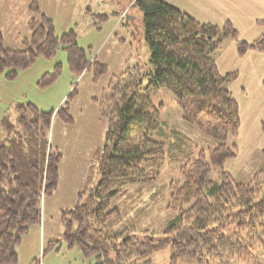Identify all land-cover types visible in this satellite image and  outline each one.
Wrapping results in <instances>:
<instances>
[{
  "label": "trees",
  "instance_id": "trees-1",
  "mask_svg": "<svg viewBox=\"0 0 264 264\" xmlns=\"http://www.w3.org/2000/svg\"><path fill=\"white\" fill-rule=\"evenodd\" d=\"M132 1L143 13L152 69L137 65L111 80L100 102L109 122L107 143L97 158L101 179L85 201L63 211L62 240L85 258H95L96 264H147L166 248L169 264H264V171L241 184L224 170L239 154L238 145L230 141L240 134L241 110L228 89L239 74H222L213 57L228 40L236 42L240 57L250 51L264 53V33L244 41L231 22L202 23L162 0ZM32 8L38 9L36 0ZM258 25L264 26V20ZM29 26L32 34L23 51L5 47L0 33V72L8 70L7 78H16L39 57L52 58L60 46L75 75L92 68L98 78L107 72L105 65L87 58L73 30L58 37L53 20L44 14ZM55 78L44 77L42 86ZM158 89L172 92L183 120L218 140V147L189 151L185 147L190 141L177 131L172 132L177 152L155 140L153 133L167 131L164 105L150 99V92ZM70 98L57 111L43 112L31 103L20 106L17 124H2L0 264L18 262L23 236L41 224L43 199L57 189L62 156L50 146L49 131L54 116L74 122ZM168 161L176 165L177 174L152 196L157 205L163 192L169 195L165 209L171 217L164 237L157 240L140 230L149 210H132L126 204L156 187ZM215 168L222 170L220 182L211 178ZM59 244L50 243L44 253Z\"/></svg>",
  "mask_w": 264,
  "mask_h": 264
},
{
  "label": "rangeland",
  "instance_id": "rangeland-1",
  "mask_svg": "<svg viewBox=\"0 0 264 264\" xmlns=\"http://www.w3.org/2000/svg\"><path fill=\"white\" fill-rule=\"evenodd\" d=\"M34 1L0 0V33L5 47L25 50L24 41L32 34L29 23L44 14L53 20L58 37L73 30L87 58L105 65L107 72L98 78L92 68L75 75L63 46L52 58L39 57L14 79L7 78L8 70L0 72V136L6 132L2 127L4 120L14 126L17 124L20 106L31 103L43 112L57 111L72 95L70 115L74 122L67 124L54 116L49 131L50 146L62 156L58 186L51 197L43 199L41 224L31 226L23 236L16 264H96L95 258H85L79 249H70L62 240L61 217L63 211L72 210L85 201L90 190L100 182L97 158L107 143L109 130L108 118L102 113L100 102L111 80L137 65L152 69L143 13L132 0H36L37 10L32 8ZM104 15L108 16L106 21L102 20ZM242 24L241 31L238 29L240 40L252 41L264 33V29L248 22ZM213 57L222 74L239 72L238 80L228 86L241 110L240 134L234 142L230 141L238 145L239 154L224 170L237 183L248 184L256 174L264 171V53L249 52L239 57L236 42L228 40ZM53 75L56 76L53 82L42 86V79ZM147 83L145 81L143 87ZM150 99L156 105H164L162 117L167 131L155 132L153 137L164 141L168 150L172 147L177 152L179 147L173 131L190 141L185 147L189 151L218 147V140L183 120L182 108L172 92L158 89L150 92ZM175 169L176 165L168 161L156 187L145 191L143 199L134 197L135 200L131 198L126 204L132 210H149V216L143 218L139 229L146 230L157 240L164 237L171 217L165 209L169 195L163 192L157 205H153L152 196L177 174ZM221 171L215 168L212 180L220 182ZM82 192L85 195L81 198ZM57 240L60 244L45 254L48 245ZM170 256V249L166 248L152 256L147 264H169ZM180 264L188 263L181 261Z\"/></svg>",
  "mask_w": 264,
  "mask_h": 264
},
{
  "label": "crops",
  "instance_id": "crops-1",
  "mask_svg": "<svg viewBox=\"0 0 264 264\" xmlns=\"http://www.w3.org/2000/svg\"><path fill=\"white\" fill-rule=\"evenodd\" d=\"M162 1L178 8L182 12L188 14L193 19L202 23H211L222 26L226 22H231L237 28V30L239 29L241 31V29L243 28L242 22H248V24H252L259 29H264V26L258 25L260 21L264 20V0H162ZM256 13L258 15H256ZM123 17L121 16L120 18ZM249 28H251V26ZM250 52H256V51H250ZM234 72H238V71H234ZM262 85L264 86V78L262 80Z\"/></svg>",
  "mask_w": 264,
  "mask_h": 264
}]
</instances>
